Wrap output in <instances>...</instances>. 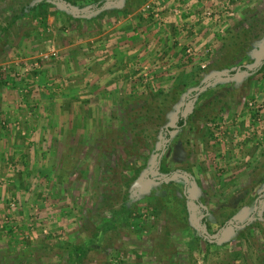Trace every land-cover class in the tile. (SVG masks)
Wrapping results in <instances>:
<instances>
[{
    "label": "rangeland",
    "instance_id": "1",
    "mask_svg": "<svg viewBox=\"0 0 264 264\" xmlns=\"http://www.w3.org/2000/svg\"><path fill=\"white\" fill-rule=\"evenodd\" d=\"M235 1L156 80L113 75L114 0H0V264H264V0Z\"/></svg>",
    "mask_w": 264,
    "mask_h": 264
},
{
    "label": "crops",
    "instance_id": "2",
    "mask_svg": "<svg viewBox=\"0 0 264 264\" xmlns=\"http://www.w3.org/2000/svg\"><path fill=\"white\" fill-rule=\"evenodd\" d=\"M121 1L111 2L116 7L112 12L115 14L113 21L117 24L113 26L115 39L111 43L114 46H110V49L115 48L112 49L110 60L115 70L113 75L116 77H118L116 71L121 74L123 68L125 71L135 69L139 66L137 62L143 59H147L145 63L142 61L143 65L150 66L148 78L156 79L155 74L161 72L163 67L177 68L183 65L186 62L183 60L184 55L185 59H191L186 52L192 54L194 50L196 52L203 50V46L199 45L198 41L218 31L219 28L214 27V24L212 26L209 22L215 23L230 13L227 0H165L158 17L147 18L143 8L134 10L131 6L123 9ZM234 2L236 1L233 0ZM208 6L213 7V12H216L211 18H205L202 15ZM123 19L124 21L121 22ZM103 40L100 41L102 47L99 52L104 57V55L107 56L104 52H108L109 48L108 43ZM149 50L154 57H148ZM120 51L123 54V60L117 55ZM144 53L147 55L143 56ZM140 72L143 73V70L140 69ZM122 76L125 78L127 74ZM140 76H142L141 73Z\"/></svg>",
    "mask_w": 264,
    "mask_h": 264
},
{
    "label": "trees",
    "instance_id": "3",
    "mask_svg": "<svg viewBox=\"0 0 264 264\" xmlns=\"http://www.w3.org/2000/svg\"><path fill=\"white\" fill-rule=\"evenodd\" d=\"M142 2H143V0H140L139 3H142ZM136 6H137V4L134 6V10H135ZM124 9H127V7L124 8ZM241 71H244V72L249 73V74L253 73V72H250L249 69H247L246 67L241 69ZM184 123H185L184 117L180 116V118L178 119V122H177V127L183 126ZM165 134H166V138H167V133H165ZM156 153H160V151L156 152ZM203 212H204V210H203ZM203 219L205 220V218H203ZM204 220H203V223H204ZM71 251L73 253H75V254L77 253L76 264H79L86 257V253L88 251V247L86 246V244L85 245H80V246H78V245L77 246H72L71 247Z\"/></svg>",
    "mask_w": 264,
    "mask_h": 264
},
{
    "label": "built area",
    "instance_id": "4",
    "mask_svg": "<svg viewBox=\"0 0 264 264\" xmlns=\"http://www.w3.org/2000/svg\"><path fill=\"white\" fill-rule=\"evenodd\" d=\"M165 0H150L145 6L144 11L148 14H152L155 17H158L160 9ZM206 16L211 18L214 16L213 12H207Z\"/></svg>",
    "mask_w": 264,
    "mask_h": 264
}]
</instances>
